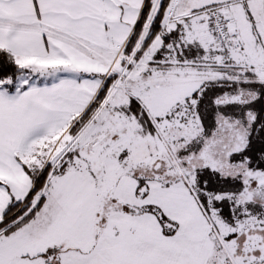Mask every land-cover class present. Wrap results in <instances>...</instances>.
I'll use <instances>...</instances> for the list:
<instances>
[{"label":"snow or ice","instance_id":"snow-or-ice-1","mask_svg":"<svg viewBox=\"0 0 264 264\" xmlns=\"http://www.w3.org/2000/svg\"><path fill=\"white\" fill-rule=\"evenodd\" d=\"M0 264H264V0H0Z\"/></svg>","mask_w":264,"mask_h":264}]
</instances>
